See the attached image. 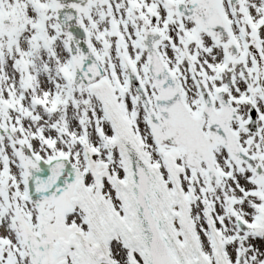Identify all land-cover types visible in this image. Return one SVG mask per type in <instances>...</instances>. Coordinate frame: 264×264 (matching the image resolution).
<instances>
[{
    "label": "snow or ice",
    "instance_id": "6c2138e0",
    "mask_svg": "<svg viewBox=\"0 0 264 264\" xmlns=\"http://www.w3.org/2000/svg\"><path fill=\"white\" fill-rule=\"evenodd\" d=\"M0 264H264V0H0Z\"/></svg>",
    "mask_w": 264,
    "mask_h": 264
}]
</instances>
